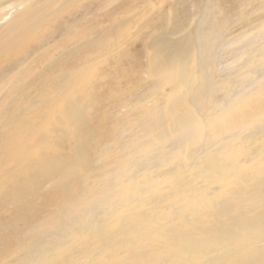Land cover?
I'll return each instance as SVG.
<instances>
[{
  "label": "bare ground",
  "instance_id": "obj_1",
  "mask_svg": "<svg viewBox=\"0 0 264 264\" xmlns=\"http://www.w3.org/2000/svg\"><path fill=\"white\" fill-rule=\"evenodd\" d=\"M73 1L76 0H33L30 19H38L51 6L65 7ZM210 1L206 0L201 14L194 20L186 48L175 51L156 68L159 72L167 71V83H158L144 71L127 88H120L119 93L115 91L118 94L109 88L114 94L105 106V115L102 113L109 121L98 135V145L92 142L95 158L90 159L85 150L91 142V127L86 128V135L77 145L73 142L68 147L71 153L61 155V147L54 149L55 155L51 158L38 151L53 136L47 130L40 136L41 142L27 148L35 154L34 161L20 172L15 173L16 166L4 172L5 183L14 187L17 175L32 173L34 177L29 179L27 187L41 186L57 202V210L51 212L56 214L52 231L33 235V230L40 225L37 222L43 219L33 217L30 227L22 233L27 239V254L18 259L19 264L47 260L51 251L62 249L68 236L83 233L84 237L85 233H92L91 237L102 236L99 241L106 246L119 237L118 252L108 248L107 259L128 256L129 251L123 247L126 245L138 256L149 248L150 241L156 242L150 236L160 238L164 233L172 236L176 230H184L183 223L188 225L195 218L213 216L218 205L214 208V202L210 201L228 196L229 187L245 190L264 185V0H228L234 4L233 13L220 18L207 14ZM27 5L30 2L5 6L0 14V56L18 43L23 33L33 29L32 23H22V10ZM141 6L143 3H135L127 15H137ZM117 27L94 33V41L88 39L67 45L53 57L50 52L60 44L59 40L49 39L31 51L23 61V68L15 72L25 69L29 72L26 81L19 88H13V100L17 99L20 106L2 117L0 128L9 130V134L0 144L1 159L9 156L4 149L16 144L20 129L23 132L32 129L64 103L68 116L79 115L71 103L75 97L68 98L67 94L73 89L68 87L83 79L82 74L90 69L86 55L81 56L83 49L90 50L112 36ZM153 39L154 32L143 41L144 46L150 45L155 57L172 47L166 40L153 43ZM190 51L192 60L186 57ZM192 65L196 74L189 71ZM77 123L84 124L79 119ZM73 178H78L82 186L79 193L69 188ZM96 242L69 247L61 255V264L93 261L98 253L106 251L100 249L102 245L95 247ZM183 242L194 248L189 240Z\"/></svg>",
  "mask_w": 264,
  "mask_h": 264
},
{
  "label": "rangeland",
  "instance_id": "obj_2",
  "mask_svg": "<svg viewBox=\"0 0 264 264\" xmlns=\"http://www.w3.org/2000/svg\"><path fill=\"white\" fill-rule=\"evenodd\" d=\"M24 1H28V4L30 2V5L22 10V19L25 20L22 23H32L34 27L31 31L23 33L19 42L12 45V48L0 56V126L3 122L2 117L5 118L4 114L15 111L20 106L17 99L13 100V88H19L24 82L23 80L26 81L29 72L26 71L27 69L20 73L15 74V72L19 68H23L22 65L32 53L31 51L45 44L49 39H51V42L59 40L60 44L50 52V57H53L56 55L55 53H58L67 45L74 42L81 43L88 39V41L90 39L94 41V33H104L109 28L119 25L112 36L103 39V44L102 40L92 46L90 50L88 48L87 51L83 49L82 52L81 50L83 53L81 56L86 55L85 59L90 61V67H88L90 69L82 74L83 79L68 87L73 89L67 94L69 95L68 98L75 97L71 103L80 112L79 115L75 117L68 116L67 105L64 103L60 109L50 112V116H47L43 121H38L32 127L33 130L29 128L30 131H24V134L23 130L20 129L23 133L19 132L21 135H19L20 138L16 144H7L11 146L4 149L9 156L0 158V177L2 176L0 179L1 264H19L18 259L27 254V239L23 237L22 233L30 227L33 217L37 219L43 217L42 222H37L38 225L40 224V228H35L33 235L43 230L52 231L51 227L56 221V214L52 213L57 210V202L54 200L55 197L53 198L52 193L42 191L41 186L35 189L27 187L29 179L31 180L34 177V175H31L32 173L17 175L16 187H14L10 183H5L4 172L14 166H16L14 168L15 173L20 172L25 166H28L27 164L34 161L35 154L29 153L27 148L32 144L41 142L39 138L47 130H51L53 136L48 140V143L44 142V145H41L38 151L41 152L40 154L51 158L55 155L54 149L57 148L62 147V150H59L61 153L63 152L60 153L61 155L71 153L72 151L69 152L68 147L73 142L77 145L80 138L86 135V128L91 127L92 131L89 134L91 142L88 145L89 148L86 147L85 150L87 149L86 153L90 159L95 158L96 155L93 154L94 151L91 145L92 142L94 145H98V135L105 130V123L109 121V118L104 116L105 106L112 101V95L114 93L118 94L120 88H127L131 80H138L139 75L141 76L144 71L147 75L154 76L158 83H167V71L159 72L156 71V68L162 66L165 60L170 58L175 51H183L186 48L193 31V22L201 14L206 2V0H76L77 2L73 1L72 4L65 7L51 6V10L49 8L41 12L40 17L38 16V19L32 21L30 16L33 0H0V14L4 11L5 6H14ZM135 3H143L144 6L140 8L141 12L137 15H127L128 10L133 8ZM233 6L234 4L229 3L228 0H211L207 14L211 15L212 13V15L215 14L214 16L219 18L228 12V15H230L233 13L231 11L234 8ZM116 20L118 21L116 22ZM65 27L67 28L65 29ZM153 32V43L166 40L172 46L169 51H166L160 57H155L149 44L144 46V38ZM77 55H80V51ZM50 57L47 55L45 58L48 60ZM186 57L192 60L193 53L190 51ZM188 65H191V62ZM194 67L193 65L190 66L192 69L189 68V71L196 74ZM109 88H112V90L114 88V93ZM78 119L85 125H78ZM8 131L0 128V144L8 138ZM74 132L75 135H72ZM73 136H75V139H73ZM72 180L69 183V188L73 189L75 193H79L82 186H79L78 178ZM229 188L231 192L227 194L228 196L210 201V203L214 202V208L218 205L213 216L195 218L188 225L187 223L181 224L184 230H176L172 234L174 238L171 235H165V233L161 236L162 239L161 237L150 236L153 241L156 240V242L154 241L156 245L150 241L151 244L149 242L147 246L149 248H146L141 255L137 256L130 250L131 248H128L130 245H126L123 247L125 251H129L128 256L125 255L123 258L120 256V258L116 255L113 259H107L108 248L112 247L113 252H118L119 244L117 241L119 237L114 238L106 246L107 244L102 245L99 241L102 236H94L93 234V237H91L92 233H85L87 239H84L83 233L82 236H68L67 238L70 239L66 238L62 249L56 250L57 252L55 250L51 251L47 260L39 259L27 264H61V255L67 253L69 247H74V245L89 246L90 243L93 244L95 241H97L95 247L98 248L102 245L100 249H106V251L103 250L104 254L100 253L99 255L98 253V256L87 264H264V185L245 190L237 187ZM234 189L235 191H233ZM237 194L240 195V198ZM233 197L235 200H233ZM194 228L195 233H193ZM186 229L190 232L188 233ZM174 235L177 240H175ZM184 240H189L194 244V248L195 246L197 248L191 249L190 245L183 244ZM67 241H70L69 244ZM181 244L183 245L181 246Z\"/></svg>",
  "mask_w": 264,
  "mask_h": 264
}]
</instances>
